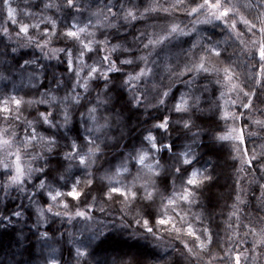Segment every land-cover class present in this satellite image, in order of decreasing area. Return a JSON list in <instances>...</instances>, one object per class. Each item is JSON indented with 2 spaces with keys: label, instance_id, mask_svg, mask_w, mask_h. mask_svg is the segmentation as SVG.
Segmentation results:
<instances>
[{
  "label": "snow or ice",
  "instance_id": "6c2138e0",
  "mask_svg": "<svg viewBox=\"0 0 264 264\" xmlns=\"http://www.w3.org/2000/svg\"><path fill=\"white\" fill-rule=\"evenodd\" d=\"M23 9L0 0V251L7 246L12 257L4 264H182L181 258L200 264L205 254L204 264H255L264 256V221L259 228L237 225L254 237L251 248H238L229 237L217 246L220 254L211 252L210 228L217 153L226 141L237 142L228 152L236 172L228 229L231 217L241 221V206L251 203L242 198L240 172L253 170L257 210L264 211V143L254 142L251 152L246 147L264 133V108L258 107L264 104V0H24ZM20 15L39 22H21ZM53 60L66 64L71 82L53 72L45 84L43 61ZM132 112L155 122L138 142L125 145L118 166L105 160V169L99 163L105 149L135 132ZM245 113L247 131L221 126ZM174 130L186 143L176 144ZM130 166L138 175L125 183ZM137 179L144 182L137 185ZM17 199L21 203L11 207ZM25 199L36 217L29 228L35 242L17 228L27 224ZM117 200L120 226L113 222L112 230L135 223L141 238H152V253L99 251L112 230L103 231L108 225L95 219V209L103 213L102 204ZM193 208L202 209L194 216L199 234L185 214ZM205 218L209 227H203ZM57 220L60 227L52 228ZM65 224L84 227L76 235L62 232ZM161 233L182 248L174 243L161 251ZM185 236L195 237L194 247Z\"/></svg>",
  "mask_w": 264,
  "mask_h": 264
},
{
  "label": "trees",
  "instance_id": "16d2710c",
  "mask_svg": "<svg viewBox=\"0 0 264 264\" xmlns=\"http://www.w3.org/2000/svg\"><path fill=\"white\" fill-rule=\"evenodd\" d=\"M33 3H38V0H32ZM85 2H88V0H85ZM147 2V0H146ZM169 2H172V0H169ZM241 3L244 2V0H240ZM23 3L24 0H12L11 4L15 7L17 4L21 5V12L24 11L23 9ZM95 10V8L93 9ZM38 15V14H37ZM47 15H50V13H47ZM87 20V17H85V21ZM20 21L21 22H27V23H38L39 20H30L27 19L24 15H20ZM100 21H103V17H100ZM187 23V21H185ZM11 32H12V39L16 40V28L9 25ZM207 27L209 31L212 30V26H204ZM143 25L138 24L137 29H142ZM42 30V29H41ZM240 30L243 32L245 31L244 26H240ZM218 32L219 29H216ZM35 35V33H34ZM249 38H256V37H250V36H244L243 39L248 40ZM115 43V41H114ZM30 53L33 50H28ZM231 51V49H229ZM93 59H97L95 54H93ZM48 69V76L49 79L45 81V84L48 85L52 73L55 72L56 77L59 78L61 75L64 76L65 81L71 82V80L74 79L70 74L65 72L66 69V64L62 62V60H53L50 63L47 61H43ZM214 62V61H212ZM88 63H92V61H88ZM126 71H128L126 69ZM167 83V81H165ZM51 87H55L54 84L50 85ZM181 90H183L181 88ZM43 91V90H41ZM60 95H63V88L61 89ZM95 97V90L93 91L92 97ZM27 98V97H26ZM36 98H39L36 96ZM264 98V97H262ZM239 104V103H238ZM258 107L264 108V104H258ZM40 110H44V106H40ZM29 110H25L24 115H28ZM234 111L236 112L237 109L234 107ZM161 112H163V109H161ZM240 113H243L244 110L242 108L239 109ZM160 113L153 112L152 115L156 116L159 115ZM167 114V113H164ZM239 114V113H238ZM254 114V113H253ZM29 119L31 117L29 116ZM129 119L131 120V126L135 128V132L132 135H124V138L119 140V146H116L114 144H110L108 148L105 149L106 156L102 158V160L99 163H104L105 160L111 161L113 165H117L120 163V157L119 153L124 152L127 154L128 148H125V145H131L133 143L138 142L140 133L144 131L145 128L151 127L152 123L155 121L152 119H149L145 116H138L135 112L130 113ZM176 117L173 115V121H175ZM249 120V116L247 113L244 114V118L241 120H237L238 126L244 127L247 129V123L245 121ZM228 124H224L222 122V127L227 128ZM117 136H119V132L116 133ZM179 135V132L174 130L171 132V137L172 139L176 140V144L179 146L183 143H186L184 139L181 137L180 139H177ZM261 139L259 141H256L255 138L249 139L246 142V147L249 150V152L252 151L253 149V143H257V145L264 143V133H257ZM167 142V140H166ZM224 143V148L223 150L218 151V156H219V161L217 164L216 168V176H217V181L216 183L212 186L211 191L212 193L215 194L217 197L216 201V207L213 210V220L210 225L211 232L213 233V239L216 241V243L212 246L211 252L214 254H220L217 250V246L224 247L228 241L229 237H231V243L236 244L237 247L239 248L240 246H244L247 248H251V242L253 240L251 234L245 236L244 233L247 231L246 228L240 229L237 227L238 224L243 223V224H248L252 223L256 228H259L261 226V221H264V211H258L257 206L259 205V201L255 199V197L260 196V190L258 187L257 183H253L251 180V176L249 175L250 172L253 170H249L248 172H240L239 177L244 179L243 183V188L245 190V194L243 195V199L245 201H249L251 199V203L249 206L245 209L243 206H241L240 209V215L243 217L241 221H237L236 217H231V223H232V228L228 229V223H229V215L232 211L231 205L234 202V194L232 198L230 199V194L233 193L234 190V181L236 179V172L235 169L231 166L232 165V160L228 157V152L232 150L233 143L230 141L223 142ZM219 147V145H218ZM245 145L242 147L244 148ZM216 151V150H213ZM233 155H235V152L233 151ZM228 160V162H226ZM236 168L241 167L239 160L236 162ZM109 167L108 163H104V168L107 169ZM130 171L132 173L131 176H128V179L124 181L125 183H132L133 182V177L137 176V169L136 167H131L130 166ZM264 175V173H262ZM137 185L142 184L144 181L142 179H137L134 181ZM259 182H264V181H259ZM180 187V182L179 180L176 181V188L177 191H179ZM255 189V191H253ZM21 201L17 199L15 203H11V207H15L17 204H20ZM75 203V202H74ZM23 204L25 205L26 208V217L27 219V224H22V225H17V228H22L23 231L25 232L26 235L29 236V238L35 242L36 237L33 236L29 232V228L32 226L34 223L36 217L33 213V209L29 207V202L27 199L23 200ZM83 207V205H81ZM104 207L105 211L101 213L99 211V207L95 209V219L97 221H103L105 224L108 225V227L103 228L104 232H109L113 228V222H115L116 227L119 228L120 226V219H121V212H122V205L119 200H117L114 203H108V204H102ZM0 207H3V204L0 203ZM176 211H181L179 208L176 209ZM202 209L200 208H193L191 210V213H185L187 216V220L191 223H193L194 228L197 231V234H199L202 231V226L201 223L197 220L194 219L195 214L200 213ZM135 210H133L132 213H129V219H131L132 215L134 214ZM127 223V221H125ZM219 225V227H217ZM60 227V222L57 220L55 224L52 225V228H58ZM84 227L83 224H76L75 227H73L70 224H65L64 227L60 228L62 232L65 233H75L76 235L80 234V229ZM203 227H209V221L207 218L203 220ZM136 225L133 223L130 225L127 230L121 231L120 229H113L109 233H107V239L105 240L104 245L102 246V249L99 250L101 252H115V251H123V252H140L142 254L148 255L154 251L152 247V238H141V233L140 232H135ZM226 229H228L226 231ZM10 231V230H9ZM41 231H43V228H41ZM238 233V234H237ZM87 234V233H85ZM162 239L159 241L160 244V250L164 251L165 249L171 250V246L175 243L177 248H182V245L179 243V241H174L171 236H169L167 233H161ZM67 240V236L65 237ZM103 239V238H102ZM185 240L189 242L190 247H194L195 245L192 243L195 240V237H186ZM247 240L248 243L245 245L244 241ZM239 242V243H237ZM67 247V245H66ZM262 250L260 249V252ZM67 252L65 251V255ZM11 254L8 252L7 246L3 251H0V264H4L6 260L10 261L11 260ZM21 259H26V257L21 258ZM209 259L208 254L204 255V260L207 261ZM182 264H189V261L183 260L181 258ZM204 260L200 261V264H204ZM190 264H197V261L195 259L191 260ZM255 264H264V261L261 260V256L258 261L255 262Z\"/></svg>",
  "mask_w": 264,
  "mask_h": 264
},
{
  "label": "rangeland",
  "instance_id": "374dc122",
  "mask_svg": "<svg viewBox=\"0 0 264 264\" xmlns=\"http://www.w3.org/2000/svg\"><path fill=\"white\" fill-rule=\"evenodd\" d=\"M12 1V0H11ZM13 6V5H12ZM14 7V6H13ZM256 38H258V36H256ZM256 38H254V39H256ZM232 96L234 97L235 96V93H233L232 94ZM239 103V100H237V104ZM231 111H233V112H235L234 111V107L233 108H231ZM227 128H226V130L228 129V128H230V127H236V128H240V126H238V123H237V121L235 122V124H233V122L231 121V120H229L228 122H227ZM246 131H247V129H245ZM253 131H255V128H253ZM229 142V141H228ZM231 143H233V145H235L237 142L236 141H230ZM244 145H241L240 147L242 148ZM235 155H236V153H235ZM250 237H252L253 239H254V237L251 235ZM262 251L261 252H264V248H262L261 249ZM261 260L262 261H264V256H261Z\"/></svg>",
  "mask_w": 264,
  "mask_h": 264
}]
</instances>
